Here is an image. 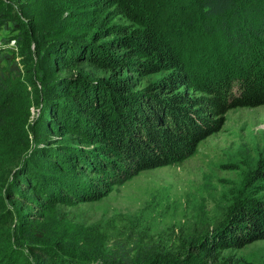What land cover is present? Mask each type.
Listing matches in <instances>:
<instances>
[{"label":"trees","instance_id":"trees-1","mask_svg":"<svg viewBox=\"0 0 264 264\" xmlns=\"http://www.w3.org/2000/svg\"><path fill=\"white\" fill-rule=\"evenodd\" d=\"M40 7L0 0V264H252L221 253L264 239L259 200L177 245L128 235L98 251L69 247L38 211L183 161L229 110L264 105V0L65 2L69 36Z\"/></svg>","mask_w":264,"mask_h":264},{"label":"rangeland","instance_id":"rangeland-1","mask_svg":"<svg viewBox=\"0 0 264 264\" xmlns=\"http://www.w3.org/2000/svg\"><path fill=\"white\" fill-rule=\"evenodd\" d=\"M36 1L45 8V16L58 12V34H77L64 31L72 21L67 18L68 9L61 6L68 2L76 8L82 0ZM166 5L158 12L161 25H168L167 11L173 8ZM113 21L138 26L121 15L114 16ZM8 34L7 28H0V45ZM10 46H15V41ZM62 74L75 72L53 71L54 77ZM225 118L221 128L201 141L187 159L142 170L96 201L46 203L38 211L44 216L41 224L47 232L63 237L69 247L87 251L107 245L115 249L128 235L177 245L179 237L185 239L223 222L241 203H264V180L259 181L255 174L264 158V105L233 108ZM221 254L233 256L234 261L264 264V239Z\"/></svg>","mask_w":264,"mask_h":264}]
</instances>
